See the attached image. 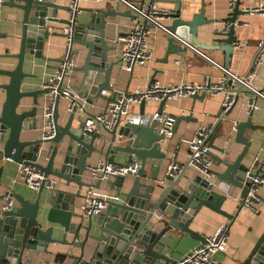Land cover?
Wrapping results in <instances>:
<instances>
[{"label": "water", "instance_id": "1", "mask_svg": "<svg viewBox=\"0 0 264 264\" xmlns=\"http://www.w3.org/2000/svg\"><path fill=\"white\" fill-rule=\"evenodd\" d=\"M1 5H7L19 11L20 28L17 51L3 55V57L16 59V63L10 70L0 69V75L8 78L6 83H0V89L4 90L5 94L0 108V175L7 160L16 164L31 163L44 175L61 179L65 187L71 185L74 190L53 188L48 190L49 193L45 198H42L41 192L44 188L40 186L35 191L32 201L12 191L15 206L13 203L9 209L1 208L3 194H0V264L31 262L36 252H45L47 244L54 241L67 247L68 252L63 255L71 259L70 264L79 262L83 264H163L165 261L170 262L161 253L173 237L169 233L170 230L186 233L200 242L204 241L201 234L188 228L200 207L203 206L221 215L231 224L243 208L242 202L245 198L253 204H264V197L260 198L257 194L261 184H256V191L251 195L248 194L250 178L259 173L260 169L251 171L250 167L242 162L250 143L244 134L245 129H264L250 122L251 109L244 121L232 126L234 141L243 144L234 158L232 160L219 158L210 151L212 149L224 156L228 155V150L213 145V131L234 103L236 96L247 92V89L240 85L234 88L229 108L221 112L211 124L206 125L209 128L204 138L209 149L207 154L222 166L221 170H210L211 177H204L195 171L196 173L188 178L185 170L191 166L187 159L181 164L176 174L165 171L159 181L156 179L157 171L162 161L167 159L165 152L161 149V142L167 137L158 133L155 128L157 122L151 120L146 124L130 122L115 124L111 130L103 129L109 134L107 141H101L96 133L98 131L83 135L71 126V121L77 114L76 109L81 106L80 99H84V102L88 104H92L97 98L113 102L119 93L112 90L109 76L111 67L119 64L121 60L118 57L108 62V52L115 47L106 43L104 31L108 23L114 20V16L122 13L111 8L78 7L69 21L68 14L66 18H57V11L68 13L69 8L67 5L56 3L55 0H2ZM125 14L131 16L129 10H126ZM242 14L245 12L239 7V0H235L232 12L220 20L223 24L228 23L227 31L214 32V35L220 37L214 38L213 42L220 44L204 45L196 41V29L200 25L216 21L203 17V7H200L198 12L192 14L189 19H182L179 10L175 13H167L166 17L171 20L165 25L168 31L165 38V58L167 54H175L183 47L171 35L184 39L182 34L185 33L188 39L184 40L192 48L220 50L223 53L222 66L226 67L232 53L234 27L241 23L236 18ZM45 22L70 25L71 45L80 44L85 49L82 65L72 69V71L81 72L79 82L73 87L78 100L71 110L67 111L64 123L58 124V103L63 99L58 95L60 87L58 85L50 115L52 136L42 138L39 135L36 138L20 140L22 131L33 130L38 122L43 123L42 111L48 89L41 87L24 90L23 80L30 77V74L22 70V65L25 55H30L34 59H43L41 56L43 42L48 35L54 34L49 32ZM59 35L64 37L62 32ZM263 45L264 40L254 54L247 72L241 76L243 80L250 73ZM72 51L74 55L77 53L75 50ZM150 82L151 78L148 84ZM101 91L108 94L103 95ZM122 93L125 96L131 95ZM24 97H30V105L26 109L17 111ZM189 98L192 101L203 100L204 93H193ZM144 102V99L140 100L138 114L143 113ZM166 103L167 100L163 97L158 101L156 111L160 112ZM167 115L174 119L172 133L179 120L190 119L189 114L168 113ZM223 131L225 132L226 129ZM45 144L49 145L44 146ZM94 152L101 153L103 160L110 164L125 166L133 158L139 162V166L132 175L131 182L126 185L125 175L105 179L104 182L108 188L116 192L115 199L107 200L104 209L84 219L74 210V201L77 197H82L80 194L82 189L99 188L100 180L93 183L86 180L88 177L85 161ZM118 153L126 155L123 162L114 159ZM42 154L45 157L44 163L38 162ZM145 165L149 166L148 175H146ZM144 179L150 182L147 183ZM218 184L237 189L233 212H227L221 208L224 202L229 203L231 199L227 196V190L224 193L218 192ZM154 213L159 215L157 221L160 218L165 219L163 226L157 227V221L152 219L155 216ZM92 216H94L93 219ZM43 223L49 225L42 228ZM53 225L61 229L60 239L51 237ZM67 236L72 238L68 240ZM72 249H77L76 255L70 253ZM237 264H264V229Z\"/></svg>", "mask_w": 264, "mask_h": 264}, {"label": "crops", "instance_id": "2", "mask_svg": "<svg viewBox=\"0 0 264 264\" xmlns=\"http://www.w3.org/2000/svg\"><path fill=\"white\" fill-rule=\"evenodd\" d=\"M228 0H158L159 5L167 9L168 12L175 13L179 10L180 17L182 19H189L190 16L198 12L200 7H203V17L206 19H214L216 22L203 24L197 27L195 38L199 44L215 45L220 44L213 42L214 38L220 36L214 35V32L221 30L223 23L221 19L227 17L230 13L227 7ZM58 4L67 5L69 0H55ZM263 3L264 0H239V7L250 6L256 3ZM78 7L80 8H111L122 13L121 15H115L114 20L105 28L104 38L108 45L114 46L115 49L108 52V62L119 57V48L113 43L115 36L123 33L128 28L129 18L125 14L127 10L123 5H115L111 0H78ZM179 8V9H178ZM81 14V13H80ZM79 14V15H80ZM57 18H66L67 13L65 11H57ZM171 19L164 20L163 24H169ZM237 21L241 22L234 27L233 40L240 41L241 46L238 49H233L230 56L228 66L238 76H243L251 63V60L264 40V15L258 14H242L238 15ZM49 32L54 33L48 35L47 39L43 42L41 56L43 59H34L30 55H25L22 65V70L30 74L27 79L23 80L24 90H33L42 87V83L46 79V76L55 67L58 58L61 55L63 48V37L59 35L62 28V24L45 22ZM20 28V14L19 11L9 7L7 5L0 6V69L10 70L14 67L16 59L11 57H3L4 54H12L17 51L18 37ZM166 34L153 30L149 41L151 45V58L143 65L132 66L129 72L123 70L120 63L111 67L109 81L111 83L112 90L116 92L131 93L135 88H143L148 85L149 79L151 82H157L160 85L178 84L182 82H199L203 76H210L212 78L219 75V70L213 65V63L223 64V53L220 50H201L199 49L210 61L199 56L187 47H182L180 51L175 54H167L165 58V46H166ZM182 38L188 39V35L182 34ZM72 49L77 51L74 55L73 68H79L83 63L84 47L80 44L73 43ZM81 72L79 70H73L69 77L68 84L73 88L79 82ZM8 78L0 75V83H6ZM248 86L252 89L264 88V54L258 58L253 64L250 73L246 77ZM237 87V86H234ZM101 94H108L105 91H101ZM4 90L0 89V108L4 100ZM222 95H217L212 98L204 96L203 100L186 97L179 101H167V104L163 108L165 113H173L175 115L182 114L190 115V119L187 121L179 120L176 124L174 132L167 137V139L161 142V149L165 152L167 159L162 161L161 167H159L156 179L161 180L163 173L166 171V166L170 163L176 162L179 164L184 163L187 160V140L192 137L195 130L200 125L211 124L216 117L220 114V100ZM254 99V108L251 110L250 122L258 124L264 128V102L259 98H256L249 90L244 93H240L236 96L234 103L226 112L224 118L216 126L213 131L214 140L213 145L223 150H228V155L224 156L219 151L210 150L211 153L219 158L232 160L234 156L241 150L243 144L234 141V130L232 126L238 122L244 121L248 117V102ZM45 98L44 103H46ZM82 104V111L76 114L72 121L71 126L79 130L80 124L86 116L97 113L109 103L108 100L97 98L92 104L84 102V99L79 100ZM157 103L152 100H145L142 106V112L149 114L156 111ZM21 106L17 111L26 109L30 105V97H24L21 99ZM67 101L61 99L58 103V119L57 123L62 125L65 121L67 110ZM139 103L131 104L130 112L139 113ZM44 124L38 122L37 127L33 130L22 131L20 134V140L36 138L40 135L41 128ZM223 129H226L224 132ZM97 135L101 141H107L109 134L101 127L97 129ZM244 134L247 139L250 140L246 155L242 159V162L250 167L251 171L260 169L259 173L264 174V151L259 150V145L264 137V129L249 130L245 129ZM6 133L4 134V138ZM1 144V143H0ZM45 144L44 146H48ZM126 155L118 153L115 156V160L123 162ZM211 160L210 168L213 171L221 170L222 166L215 162L213 158ZM103 159L101 153L94 152L86 159V166L95 164L98 160ZM132 160H135L132 158ZM44 154L40 155L38 162L44 163ZM137 161V160H136ZM146 175H148L149 166H144ZM16 169V163L7 160L1 170L0 175V194H3L6 190H11L14 193L29 198L32 201L35 197V191L28 188L26 185L19 181L11 183L14 177ZM195 170L192 167H188L185 170V174L190 178L195 174ZM54 183V189L58 190H70L73 191V187H65L63 181L54 176H51ZM111 179V178H109ZM87 181L88 178H86ZM132 175H125V185L130 183ZM145 182L149 183L144 179ZM217 190L219 193H224L227 190V196L231 201L229 203L224 202L221 208L227 212L234 211V204L237 199V189L227 188L225 184H218ZM227 188V189H226ZM84 190L82 189L80 194L82 197H77L74 201V210L80 213V205L83 201ZM98 191L110 196L108 200L115 199L116 192L110 190L108 185L101 181ZM49 193L48 190H42L41 197L45 198ZM257 194L260 198L264 197V183L257 189ZM254 209L243 207L238 213L234 221L229 224L221 215L210 211L205 207H200L196 214L193 216L188 228L192 231L198 232L203 237L210 235L214 232L216 227L225 222L228 226L227 244L222 252H216L212 255V264H237L246 253L252 247L255 239L264 229V204L254 203ZM15 206V203H14ZM152 219L157 221L158 214L154 213ZM94 216H92V219ZM85 219V218H84ZM74 219H72L73 221ZM164 218H160L157 221V227L164 225ZM49 225L43 223L42 228ZM170 234L173 237L168 241L167 245L161 250L169 260L163 262V264H174L183 254L188 252L192 247L198 245L200 241L197 238H191L186 233L170 230ZM61 229L57 225H53V231L51 237L53 239H60ZM68 240L72 237L67 236ZM67 247L64 244L58 242H52L47 244L45 252L35 253L31 262H45L50 264H70L71 259L64 256L67 253ZM72 255L77 254V249H72L70 252ZM86 256V255H84ZM85 258V257H84Z\"/></svg>", "mask_w": 264, "mask_h": 264}, {"label": "built area", "instance_id": "3", "mask_svg": "<svg viewBox=\"0 0 264 264\" xmlns=\"http://www.w3.org/2000/svg\"><path fill=\"white\" fill-rule=\"evenodd\" d=\"M115 5H123L130 11L128 28L125 32L115 36L113 43L119 48L120 66L123 70L129 72L134 65H143L151 58L150 35L153 30H159L165 34L168 31L163 24L168 10L159 5L158 0H111ZM2 0H0L1 6ZM78 0H69L67 6L68 20L77 12ZM235 0H228L227 7L229 13L232 12ZM246 14L264 15V4L259 2L250 6L240 7ZM228 23L225 22L221 28L222 32L227 31ZM64 35L63 48L58 61L52 71L46 76L42 83L43 88H47V102L43 107V121L40 137L50 138L53 134L52 124L50 120L53 98L56 88L59 85L58 95L67 101L66 110L70 111L72 106L78 100L75 91L68 84L69 76L74 65V53L71 45L72 29L70 25L63 24L60 30ZM176 41L180 42L181 46L187 47L199 56L210 61L199 49L192 48L187 41L178 36L171 35ZM232 50L238 49L241 46L240 41L231 42ZM232 54V53H231ZM264 54V45L260 50L256 60ZM230 60V58H229ZM229 63V62H228ZM219 70V75L212 78L203 76L199 82H182L178 84L160 85L157 82H150L143 88H135L130 94L123 95L119 92L115 96L113 102H109L103 110L86 116L80 124L79 131L83 135H89L96 132L98 128L111 130L115 124L130 122L134 124H146L153 120L157 122L156 129L159 134L164 137H169L172 133V125L174 119L168 116L163 109L158 112L154 111L149 114L131 113V104H138L141 99L160 101L163 97L167 101H179L182 98L189 97L193 93L203 92L204 96L212 98L217 95H222L220 100V111L228 109L232 103L234 86H242L249 90L256 98L264 102V88L252 89L248 86L246 79L243 80L236 75L227 65L223 67L213 63ZM167 104V103H166ZM249 109L254 108V101L251 99L248 102ZM77 114L82 111V104L76 109ZM220 112V113H221ZM209 128L206 125H200L195 130L187 144V159L188 164L200 175L211 177V160L207 154L208 147L204 142ZM259 150L264 151V137L259 145ZM139 166V162L131 160L127 165H116L105 162L103 159L98 160L95 164L90 165L86 169L88 180L93 183L96 180H105L114 176H123L127 174L133 175ZM181 164L173 162L166 166V171L169 174H176L180 169ZM249 195L256 191V184L264 183V174L257 173L251 178ZM19 181L28 188L36 191L40 186L45 190L54 188L55 181L51 176L44 173L31 163H17L14 177L11 183ZM110 196L98 191L94 187H88L84 190L83 201L80 205V215L87 218L100 212L106 206V201ZM258 200L257 197H255ZM14 203L11 190H6L2 195V209H9ZM243 207L254 209L253 203L245 198L242 202ZM255 210V209H254ZM228 226L225 222L220 223L214 232L204 237V241L192 247L188 252L183 254L174 264H208L212 260V255L216 252H222L227 244ZM19 264H50L45 262H24ZM78 264H83L79 262Z\"/></svg>", "mask_w": 264, "mask_h": 264}]
</instances>
